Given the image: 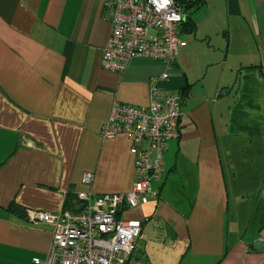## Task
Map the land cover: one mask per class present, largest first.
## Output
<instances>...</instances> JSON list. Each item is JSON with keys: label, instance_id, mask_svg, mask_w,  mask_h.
<instances>
[{"label": "crops", "instance_id": "crops-1", "mask_svg": "<svg viewBox=\"0 0 264 264\" xmlns=\"http://www.w3.org/2000/svg\"><path fill=\"white\" fill-rule=\"evenodd\" d=\"M104 1L0 0V264L46 259L53 229L28 211L133 190L132 140L101 132L115 102L147 107L154 79L164 94L189 91L157 195L122 213L143 223L140 260L264 264V0H205L168 80L148 58L123 73L101 68Z\"/></svg>", "mask_w": 264, "mask_h": 264}, {"label": "built area", "instance_id": "built-area-1", "mask_svg": "<svg viewBox=\"0 0 264 264\" xmlns=\"http://www.w3.org/2000/svg\"><path fill=\"white\" fill-rule=\"evenodd\" d=\"M104 17L112 29L101 57L103 70L123 73L133 60L148 58L163 63L167 72L160 79H169L177 56L188 46L182 38L186 14L177 0H105ZM182 108L181 93H162L156 79L147 107L113 104L101 136L111 139L124 133L132 140L133 190L114 195L81 192L74 210L28 211L30 223L53 229L46 259L34 258V264H144L139 257L143 223L123 220L122 213L157 195L152 184L164 173L167 143L180 135ZM93 181L92 173L84 174V185Z\"/></svg>", "mask_w": 264, "mask_h": 264}, {"label": "trees", "instance_id": "trees-1", "mask_svg": "<svg viewBox=\"0 0 264 264\" xmlns=\"http://www.w3.org/2000/svg\"><path fill=\"white\" fill-rule=\"evenodd\" d=\"M177 2L183 6L185 14H186V23L184 24V31L188 33H194L195 27L192 23L191 15L198 10L204 3L205 0H177ZM189 88L187 87L183 91H181L182 98H184L188 95ZM65 209L67 210H74L69 204L66 205ZM18 207L16 205H12L10 207V211L14 213H18Z\"/></svg>", "mask_w": 264, "mask_h": 264}, {"label": "rangeland", "instance_id": "rangeland-1", "mask_svg": "<svg viewBox=\"0 0 264 264\" xmlns=\"http://www.w3.org/2000/svg\"><path fill=\"white\" fill-rule=\"evenodd\" d=\"M200 15L203 16V15H204V12H200ZM216 32H217V35H215ZM211 34H212L213 39L215 38L216 40H218L219 38H222V37H223L224 32L221 31L219 28L216 27L213 31H211ZM188 37H189V36H188ZM191 38H192V37H191ZM219 40H220V39H219ZM223 41H224V43H225L226 49H227V47H228V50H229V45H230L229 40L224 39ZM227 55H228V54H227V51H226L225 54H224V57L227 56Z\"/></svg>", "mask_w": 264, "mask_h": 264}, {"label": "water", "instance_id": "water-1", "mask_svg": "<svg viewBox=\"0 0 264 264\" xmlns=\"http://www.w3.org/2000/svg\"><path fill=\"white\" fill-rule=\"evenodd\" d=\"M261 246H262L261 242H258V243H257V247L259 248V247H261Z\"/></svg>", "mask_w": 264, "mask_h": 264}]
</instances>
